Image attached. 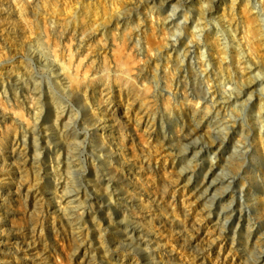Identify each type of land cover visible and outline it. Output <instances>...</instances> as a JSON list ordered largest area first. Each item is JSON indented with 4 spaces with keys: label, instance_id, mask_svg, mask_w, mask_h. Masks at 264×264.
<instances>
[{
    "label": "rangeland",
    "instance_id": "374dc122",
    "mask_svg": "<svg viewBox=\"0 0 264 264\" xmlns=\"http://www.w3.org/2000/svg\"><path fill=\"white\" fill-rule=\"evenodd\" d=\"M264 264V0H0V264Z\"/></svg>",
    "mask_w": 264,
    "mask_h": 264
},
{
    "label": "bare ground",
    "instance_id": "6f19581e",
    "mask_svg": "<svg viewBox=\"0 0 264 264\" xmlns=\"http://www.w3.org/2000/svg\"><path fill=\"white\" fill-rule=\"evenodd\" d=\"M52 264H54V263H52Z\"/></svg>",
    "mask_w": 264,
    "mask_h": 264
}]
</instances>
